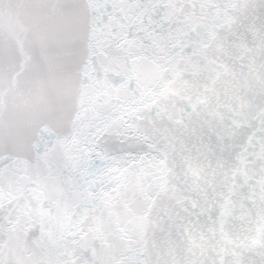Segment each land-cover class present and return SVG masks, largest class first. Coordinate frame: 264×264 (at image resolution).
<instances>
[{
  "label": "snow or ice",
  "instance_id": "snow-or-ice-1",
  "mask_svg": "<svg viewBox=\"0 0 264 264\" xmlns=\"http://www.w3.org/2000/svg\"><path fill=\"white\" fill-rule=\"evenodd\" d=\"M0 264H264V0H0Z\"/></svg>",
  "mask_w": 264,
  "mask_h": 264
}]
</instances>
